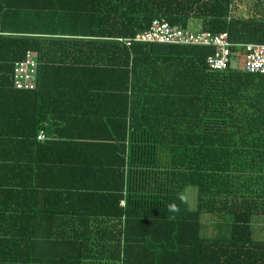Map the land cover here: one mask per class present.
Listing matches in <instances>:
<instances>
[{"label": "trees", "instance_id": "16d2710c", "mask_svg": "<svg viewBox=\"0 0 264 264\" xmlns=\"http://www.w3.org/2000/svg\"><path fill=\"white\" fill-rule=\"evenodd\" d=\"M154 20L264 44V0H0V264H264V75Z\"/></svg>", "mask_w": 264, "mask_h": 264}, {"label": "built area", "instance_id": "2783aa9c", "mask_svg": "<svg viewBox=\"0 0 264 264\" xmlns=\"http://www.w3.org/2000/svg\"><path fill=\"white\" fill-rule=\"evenodd\" d=\"M129 45L130 42L149 44H170L185 46L212 47L214 54L207 58L208 69L221 72L227 69L232 60L236 59L231 52L234 47L226 33L212 35L209 32L179 27H171L165 21L154 20L149 29L135 36L133 40H119ZM244 71L247 74L264 75V44H245ZM37 60L32 52H27L24 58L14 64L13 86L16 90L30 91L36 86ZM44 134L39 133L37 140H44Z\"/></svg>", "mask_w": 264, "mask_h": 264}, {"label": "clouds", "instance_id": "9594fccd", "mask_svg": "<svg viewBox=\"0 0 264 264\" xmlns=\"http://www.w3.org/2000/svg\"><path fill=\"white\" fill-rule=\"evenodd\" d=\"M177 199H179L182 203H187V198L183 194L178 195ZM167 210L173 214L170 219H175L176 214H179L180 212V208L175 202L168 204Z\"/></svg>", "mask_w": 264, "mask_h": 264}, {"label": "rangeland", "instance_id": "374dc122", "mask_svg": "<svg viewBox=\"0 0 264 264\" xmlns=\"http://www.w3.org/2000/svg\"><path fill=\"white\" fill-rule=\"evenodd\" d=\"M243 2H244V0H243ZM191 25H192V23H191ZM190 29H192V27L190 28ZM230 67L231 68H239L240 70H244V59L243 58H241L240 60H239V62H238V60L237 59H234V60H232V62H231V64H230ZM226 223L224 224V227H229V225H230V219H228L227 221H225ZM224 231H225V228H224ZM212 233H214V234H216L215 232H212ZM225 233H228V228L226 229V232ZM218 237V236H217Z\"/></svg>", "mask_w": 264, "mask_h": 264}, {"label": "crops", "instance_id": "0c3cea01", "mask_svg": "<svg viewBox=\"0 0 264 264\" xmlns=\"http://www.w3.org/2000/svg\"><path fill=\"white\" fill-rule=\"evenodd\" d=\"M190 26L192 27L193 30H196L197 28H199L197 22H192V25H190ZM31 36H34V37H37V38H39V37H42V38H48V37H50V35H31ZM73 38L74 37H70V39H73ZM33 53L36 56V53L35 52H33ZM36 58H37V56H36Z\"/></svg>", "mask_w": 264, "mask_h": 264}]
</instances>
